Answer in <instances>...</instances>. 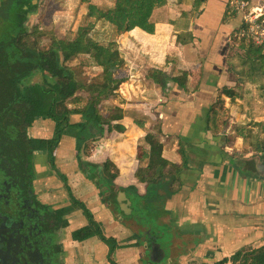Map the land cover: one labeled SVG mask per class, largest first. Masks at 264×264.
<instances>
[{
    "label": "crops",
    "instance_id": "1",
    "mask_svg": "<svg viewBox=\"0 0 264 264\" xmlns=\"http://www.w3.org/2000/svg\"><path fill=\"white\" fill-rule=\"evenodd\" d=\"M248 2L264 16V0ZM241 28V18L232 13L229 0H134L123 32L113 27L112 34H118L115 41L124 60L111 92L121 95L118 108L123 113L113 134L122 138L117 145L130 155L141 154L142 160L157 158L153 177L146 174L150 170L146 166L139 168L142 177H136L137 170L132 176L130 173L127 179L132 184L116 185L129 186L144 196V191L152 192L149 188L156 190L146 180H157L156 166L161 160L181 167L185 159L186 169L167 176L160 189L164 193L160 194L162 223L173 233L175 253L181 264L227 262L264 246V180L257 179L249 170L247 160L254 152L246 156L238 150L243 132L245 137L253 134L250 127L240 129L227 110L241 99L244 86L255 85L261 96L264 90V49L252 58L254 71L250 70L249 64L241 62L249 54L248 42L239 35ZM81 57L85 61V78L91 76V80H85V87L102 84L103 80L96 78L100 69L93 59ZM224 88L233 89L238 97L234 102L224 97L225 112H218L216 119L223 120L225 127L218 124L213 130L208 126L209 110ZM81 92L77 93L81 103L71 104L72 108H79L86 101L87 93ZM105 101L101 100L99 105ZM152 115L159 126L155 147L147 144L146 124L140 120ZM76 119L81 117H71V125L62 138L64 143L61 140L54 150V163L57 174L63 176L61 180L77 191L76 195L90 209L95 207L90 184L86 182L90 179L82 178L78 172L73 150L77 144L75 137L81 131L73 123ZM258 126L264 124L260 122ZM51 130L53 135V125ZM175 181L180 185L171 193ZM53 182L60 185L50 175L46 185ZM51 200L55 205L64 201L62 196ZM67 218L73 223L80 221L73 213ZM99 224L102 231L116 230L121 235L122 241L111 257L113 264H144L128 230L119 224L114 228L105 214ZM184 237L190 239L187 250L180 246ZM72 245L73 253L82 247L74 242ZM104 249H108L105 244L86 245L83 259L86 256L87 262L96 257L102 262L107 255ZM70 264H74L72 260Z\"/></svg>",
    "mask_w": 264,
    "mask_h": 264
},
{
    "label": "flooded vegetation",
    "instance_id": "2",
    "mask_svg": "<svg viewBox=\"0 0 264 264\" xmlns=\"http://www.w3.org/2000/svg\"><path fill=\"white\" fill-rule=\"evenodd\" d=\"M16 1L18 0H0V264H70L73 254L72 242L78 246L93 238L81 242L74 241L73 233L76 230L92 225L93 228L98 227L104 236L99 224L101 215L105 214L107 222L112 223L114 228H117L118 221L125 219L118 206L115 207L117 218H113L108 210L112 204L105 207L110 200L105 194H111V189H119L120 186L105 176L101 162L91 161V154L85 156V148L90 143L81 139L82 143L78 144V147L75 145L73 149L75 160L82 178H90L86 182L90 184L95 207L87 209L86 205L77 199V191H72L71 186L61 180L63 176L57 174L53 153L63 136H66L67 128L59 138L56 137L55 122L50 117L51 104H40L37 96L38 92L44 94L48 90V93L50 89L55 90L65 83L66 72L60 59H55L50 52L51 47L46 52L37 50L33 35L37 14H32L34 10L31 4H27L28 9L22 12L21 4ZM66 103L72 108L69 100ZM72 116L67 117L69 126ZM38 120H41L42 124H38ZM79 122L81 119H76L74 124ZM52 125L53 139L51 135L48 136ZM78 128L81 130V137L84 131H88L82 125ZM93 131L96 132V129ZM93 138L102 137L96 134ZM64 140L65 138L63 143ZM50 175L59 182V186L55 182L46 185ZM163 183L159 180L149 183L148 185L156 190L150 189L151 193H141L159 208H162L160 194L164 193L160 189ZM58 196H62L64 201L55 205L51 198ZM72 206L74 207L71 213L80 211V221L87 216L85 226L80 224L75 227L77 224L67 218L70 212L64 216L57 213ZM133 206L137 207V213L128 214L126 220L134 219L138 225L146 227V209L140 205ZM97 216L99 220L96 219ZM128 231L131 241H134L138 248L140 239L135 228ZM114 232L116 233V230ZM160 232L161 230L156 228L153 234L158 237ZM146 237L147 233L143 235V239ZM108 238L112 246L111 238L113 240L114 235H108ZM102 244L108 243L104 241ZM36 245L41 246L40 262H35V252H32L33 256L30 253L29 258L25 259L22 252ZM85 259L86 256L81 262L84 263ZM89 263L113 264L111 256L102 262L95 257Z\"/></svg>",
    "mask_w": 264,
    "mask_h": 264
},
{
    "label": "rangeland",
    "instance_id": "3",
    "mask_svg": "<svg viewBox=\"0 0 264 264\" xmlns=\"http://www.w3.org/2000/svg\"><path fill=\"white\" fill-rule=\"evenodd\" d=\"M39 15L36 19V28L37 31L35 33L34 38V44L37 47V50L46 52L48 48L51 47L52 42L54 39H60V40H71L74 39L76 36V30L81 24H93L94 30L90 33V38L93 41H97L100 44L107 46L109 43L114 42V44L118 48V44L116 43L117 35L118 34H112L113 29L109 28L106 23H104L103 20L98 19L96 12L97 10H105L108 8H113L115 0H39ZM249 7H251L249 3ZM97 9V10H96ZM232 9V8H231ZM112 30V31H111ZM119 50V49H118ZM84 58L81 56H78L77 58H74L72 61L67 62L66 68L72 72V74L75 77V80L79 83L80 86H85V80H91L90 77L88 79L85 78L84 68L83 66ZM85 62V61H84ZM124 65L121 67L123 68ZM120 68V69H121ZM100 72V70H99ZM118 73V72H117ZM91 74H93L91 72ZM85 91H82L83 93ZM86 93V92H85ZM80 94V93H79ZM84 95V93H83ZM259 96V97H258ZM121 95L118 94H110L105 100L104 103L99 105L100 114L103 117H108L113 112V107H118V105H121ZM73 107V106H72ZM138 109V108H137ZM228 113L232 114L234 116V123H237V126H240V129H244L247 127L251 128V131L253 135H258L260 138L264 135V127L258 126L260 122L264 124V90L263 94L261 96V93L255 89V85H246L243 87V90L241 92V99L238 100V102L227 108ZM223 113L225 110L222 111ZM143 119L146 124V133L148 134L147 137L149 139V143L152 146H156L157 144V137L156 134H158L159 126L156 123L157 120L155 119V116L152 115L151 118H140V120ZM135 121H138V119H134ZM74 122V121H73ZM89 131L90 129L87 128ZM94 130V129H93ZM90 130L88 133H91V137L93 138V134L95 135V131ZM52 131L48 132V136H50ZM84 134V133H83ZM243 132V136L241 139H239L240 144L238 145V150L240 153H243V155L249 156L253 155V151L251 148L252 143V137H245ZM87 139V136L81 137V141L85 142L87 141L90 143L86 146L85 150H89V153L91 154V161L95 162H101L102 166L104 167L105 176L113 180L114 182L121 184H132L131 179H127L131 173V176L133 175L134 171L136 172V177H142L141 171H139V168L145 169L146 166H150V170L148 171L149 174L153 177V167L156 163L155 157H151L149 160H142L141 154H135L134 156L130 155L129 151H125L122 149V146L119 147L117 145V142L122 139L121 137L117 136L116 134H111L109 136H103L101 139ZM80 140H78V144H81ZM84 142V143H85ZM153 143V144H152ZM244 144V145H243ZM250 145V146H248ZM82 149V146L80 150ZM86 154V153H85ZM159 154V153H157ZM166 155H168L166 153ZM87 156V155H85ZM170 157V155H168ZM167 157V156H165ZM76 162V160H75ZM136 162V163H135ZM138 163V165H137ZM250 165V164H249ZM259 166H264V164H259ZM253 175L259 180H264V174L254 172L253 169L250 166V169ZM250 174V173H246ZM147 181V185L149 183H154L156 180ZM129 187V186H128ZM60 192V191H59ZM79 199V198H77ZM80 200V199H79ZM81 201V200H80ZM153 210V214H150L149 212ZM71 214V212H70ZM74 216H78L80 214V211H76L73 213ZM147 214H150L157 220V228L159 230H162V228H165V226L162 223V209L151 205L150 210L147 211ZM85 216V214H81ZM81 215L79 217H81ZM87 216H85V219H81V221H78L75 227L79 226L80 224L84 225L86 223ZM97 220H99V216L96 217ZM88 221V220H87ZM104 225H106V222H104ZM103 226V223H102ZM108 230V229H107ZM104 236L102 235H95L90 240L88 239L86 244L83 243L82 245H78L77 247L82 246L81 248H78V250H75V253L72 251L71 260L74 264H79L83 260V253H85L84 248L85 246H93V245H99L110 239L108 238V235H114V239L111 241L114 244L120 245L122 239L121 235L117 233H112L111 231L104 230ZM105 237V238H103ZM114 241V242H113ZM108 245V244H105ZM40 245H36L32 248H27L22 252V255L25 257V259L29 258L30 253L33 256L32 252H35L34 254L37 255L35 258V262H38L40 260ZM116 250V249H115ZM107 252V257L113 258V252L114 250H111L109 247L108 249H104V253ZM1 247H0V254H1ZM240 259V258H239ZM238 259V260H239ZM233 261V260H232ZM237 261V260H236ZM233 261V262H236ZM40 262V261H39ZM81 262L80 264H82ZM83 264H90L89 261L84 262Z\"/></svg>",
    "mask_w": 264,
    "mask_h": 264
},
{
    "label": "trees",
    "instance_id": "4",
    "mask_svg": "<svg viewBox=\"0 0 264 264\" xmlns=\"http://www.w3.org/2000/svg\"><path fill=\"white\" fill-rule=\"evenodd\" d=\"M134 0H115L113 8L105 10H97L96 15L98 19L107 23V26L111 29L117 28L120 32L125 29V23L127 20L128 9L132 7ZM94 30L93 24H81L76 30V36L71 40L54 39L51 45L50 52L54 55L55 59H60L64 70L66 72V82L59 85L55 90H48L43 94L38 92L39 103L49 102L51 104L50 117L55 122L56 137H60L63 130L69 127L67 122L68 115L81 117V122L77 123L78 126L89 128L90 130L96 129V134L103 136H109L116 132L117 125L123 119L122 110L118 107H113V112L108 117H103L99 111V103L101 100L106 99L113 90V81L116 78L117 72L124 65V60L120 55V52L114 42L109 43L107 46L100 44L97 41H93L90 38V33ZM37 28L33 29V35ZM112 31V30H111ZM261 47H257L254 44H249L248 56L241 59V62L249 64V69L254 71L252 64V58L259 56ZM78 56H88L93 59L94 63L99 67L100 72L96 76L97 79L103 80L100 85H91L90 87H82L75 80L74 75L70 70L66 68V63L72 61ZM240 75H244L240 72ZM260 75V73H258ZM85 91L88 95L86 101L79 108H69L66 103L69 100L70 104H80L81 97L78 92ZM77 94V95H76ZM224 97L229 98L230 101L238 97V94L233 89L224 88L219 92V95L215 103L209 110L208 126H212L215 130L218 124L225 127L223 120H217L216 115L218 112L224 110ZM74 123V122H73ZM213 124V125H211ZM95 134V135H96ZM93 134V136H95ZM56 142H54V147ZM252 151L254 155L251 156L247 162L248 164L252 159H256L259 164H264V135L260 138L257 134L253 135L251 143ZM89 156V150L85 151ZM53 158V157H51ZM182 166L179 167L172 162L161 160L157 168V180L163 182L167 176L178 174L181 170L186 169V161L182 159ZM170 192L174 193L178 190L179 185L177 181L174 182ZM72 206L68 209H61L57 212L59 215L64 216L73 210ZM102 235V232L97 228H93L92 225H87L81 229L76 230L73 233L74 241H84L95 235ZM110 240H106L108 247L111 250L116 248V244L109 243ZM242 259L241 264H264V246L251 252L248 255H236L232 258L233 261ZM226 260L218 262L216 264H225Z\"/></svg>",
    "mask_w": 264,
    "mask_h": 264
},
{
    "label": "water",
    "instance_id": "5",
    "mask_svg": "<svg viewBox=\"0 0 264 264\" xmlns=\"http://www.w3.org/2000/svg\"><path fill=\"white\" fill-rule=\"evenodd\" d=\"M7 1L10 2L11 0H7ZM16 2H19V4H21L22 7L20 9L22 10V12L28 9L26 7L27 4H31L34 10L32 14L33 15L37 14L38 17L39 9H40L38 6L40 3L39 0H18ZM37 6H38V12H37ZM34 7H36V9ZM88 132L84 131L83 137L87 136V139H91L92 138L90 136L91 133ZM78 140H80V134L75 137L76 143H78ZM250 166L254 172L264 174V166H259V163L256 160L252 159L250 161ZM114 189H111V191H113L111 194H105V196H108V198L110 199L107 202V204H105V207H108L109 204H112V207L111 208L109 207L108 210L110 211L111 216L113 218H117L116 215L117 212L115 211V207L118 206L122 211L121 213L122 216L125 217V219L118 221V224L127 230L130 228H135L136 234L140 239L138 241V252L140 254L142 262L144 264H177V263L181 264V262H178V259L175 257L176 246H175V242L173 241L174 240L173 233H171L168 229L162 228L158 237L157 234H153V231L157 228V220H155V218L152 219L149 216L150 214H153V210L149 212L150 214H148V216L146 215V221H147L145 224L146 227L143 226L141 227L135 222L134 219L126 220V216L128 214L137 213V209H136L137 207H134L133 204L140 205L141 207H143V209L149 211L151 205H155V202H151L149 198L147 199L145 196H141L138 192L133 191L131 189L128 190L127 188H122V187H120L119 189H115V190ZM152 223L154 224L151 225ZM145 233H147V237L143 239V235ZM189 240L190 239L184 237V240H182V242L180 243V246L183 247L184 250L188 249ZM173 244H174V248H173Z\"/></svg>",
    "mask_w": 264,
    "mask_h": 264
},
{
    "label": "built area",
    "instance_id": "6",
    "mask_svg": "<svg viewBox=\"0 0 264 264\" xmlns=\"http://www.w3.org/2000/svg\"><path fill=\"white\" fill-rule=\"evenodd\" d=\"M232 13L241 18L239 35L248 44L264 49V16L260 9L249 7L248 0H229ZM225 264H241V261H227Z\"/></svg>",
    "mask_w": 264,
    "mask_h": 264
}]
</instances>
